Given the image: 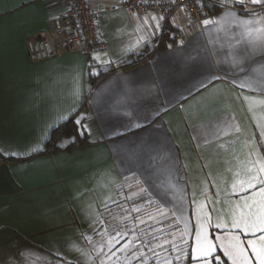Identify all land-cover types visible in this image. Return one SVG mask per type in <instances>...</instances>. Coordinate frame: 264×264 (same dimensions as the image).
I'll return each instance as SVG.
<instances>
[{"label": "crops", "instance_id": "1", "mask_svg": "<svg viewBox=\"0 0 264 264\" xmlns=\"http://www.w3.org/2000/svg\"><path fill=\"white\" fill-rule=\"evenodd\" d=\"M121 1L87 0L91 7L115 6L100 16V36L105 42L103 51L114 61L108 69L112 72L92 87L91 79L97 76L89 73L97 65L92 60L87 65L80 52L40 62H32L27 57L25 40L43 30L48 20L65 9L61 0H0V264H57L58 261L60 264L69 261L83 264L85 257L72 250L71 245L90 248L81 233L99 239L91 231L86 210L88 203L100 202L102 192L121 205L127 196L138 193L143 186L148 191L133 196L138 198L141 207L148 206V199L162 201L166 211L173 204H182L185 217L194 224L192 194L205 180V174H211L207 187L209 195L215 199L217 189L213 177H218L229 164L234 165V157H243L244 141L250 133L259 136L242 98L252 93L232 83L231 70L223 80L211 82L187 70L194 63L202 62L206 56L204 49L209 45L207 37L188 23L186 12L180 8L166 16V21L162 22L163 31L147 46L151 49L168 29L170 38L175 36L173 48L155 50L146 61L123 68L129 55L145 47L126 53L127 45L134 40L132 33L137 21L132 13L119 6ZM206 3L214 8L209 14L222 13L218 0H205ZM236 10L241 11L239 7ZM180 40L184 41L183 46ZM213 68L217 75L223 76L221 69H228V66L214 63ZM200 80L207 86L201 87ZM148 89L153 90L152 94ZM73 107L76 109L72 113L74 118L77 113L91 117L87 122L92 125L94 142L90 137L80 147L72 144L62 147L61 141L69 137L61 136L56 140L57 149L45 153L49 139L42 137L48 127ZM157 110L159 115L153 118ZM125 111L132 112L133 116L147 115L151 122L145 129L125 131L124 126L130 120L123 114ZM259 111L261 109H257ZM229 115L240 125L241 133L208 143L194 139L204 122ZM113 128L125 131V135L109 138ZM145 131L171 147L177 161L173 182L184 189L182 202L171 192L165 195L142 182L137 185L139 173L133 176L128 170L130 167L135 170L136 166L127 162L121 165L113 157L114 142L128 144ZM105 132L109 136L102 135ZM38 142L44 150L32 156L3 154L24 152ZM221 144L225 147H220ZM238 198V195L232 196L233 200ZM111 207L113 211L117 208ZM151 211L155 213V205ZM167 216L171 217V213ZM173 219L174 222L167 226L179 235L183 225ZM154 223L150 220L147 225ZM214 234L222 233L214 230ZM127 239L131 237L122 243ZM193 239L189 237V242ZM36 257L42 259L37 261ZM222 259L227 262L226 257ZM150 261L156 264L155 259Z\"/></svg>", "mask_w": 264, "mask_h": 264}, {"label": "snow or ice", "instance_id": "2", "mask_svg": "<svg viewBox=\"0 0 264 264\" xmlns=\"http://www.w3.org/2000/svg\"><path fill=\"white\" fill-rule=\"evenodd\" d=\"M153 2L160 4V0ZM196 2L201 4V0ZM143 3L147 5L149 0H143ZM171 3L175 4L176 0H171ZM218 3L223 11L216 16L205 15L204 18L193 21L191 13H187L188 23L196 26L200 35L207 37L209 45L204 49L206 56L202 62L194 63L187 70L204 76L209 82L223 80L231 70L232 83L252 93L242 95V98L247 104L248 112L252 114L259 136L250 133L244 141L246 152L243 157H234V165L229 164L218 177H213L217 189L214 193L215 199L209 195L207 187L208 176L211 174H205V180L192 194V203L195 205L194 224L185 217L182 204H173L172 208L166 211V205L162 201L148 199L149 209L155 205L153 214L151 210H145L135 203L130 209L123 208L111 195L102 192L100 202L88 203L86 210L91 231L99 236V239L94 240L92 235L81 233L82 239L87 241L90 248L81 249L75 244L71 245L72 250L85 257L83 264H132L133 261L137 264H148L149 257L145 249L152 254L156 264H264V0H218ZM201 7L209 6L201 4ZM237 7L241 11H237ZM180 11L186 12L187 5H181ZM132 15L137 22L132 33L134 40L127 45L126 53L147 47L152 38L163 31L162 22L167 19L165 15L154 11H146L143 16L136 12ZM172 39L175 42V36ZM179 44L183 46L184 41L180 40ZM168 48L172 49L173 44H168ZM91 60L97 65L89 73L91 76H100L114 63L108 52L103 50L94 52ZM214 63L228 66V69H221L223 76L216 74ZM199 83L201 87L207 86L204 80ZM152 91L147 90L149 94H152ZM257 109L261 111L258 113ZM75 111L73 107L67 115L59 117L56 123L48 127L42 139H50L53 130L58 129L63 121H68ZM123 114L130 117L129 123L124 126L128 132L145 129L146 124L151 122L147 115L133 116L129 111ZM158 115L157 110L153 113V118ZM90 120L91 117L86 113H77L74 118V135L62 140L61 146L74 144L80 137H92L94 142L92 125L87 122ZM125 131L113 128L109 138L124 136ZM197 131L199 135L194 139H203L208 143L212 139L219 140L222 136L238 134L243 130L235 122V118L229 115L204 122ZM102 135L109 136V133ZM220 147L225 145L221 144ZM43 150L38 142L24 152L8 151L3 154L32 156L33 153ZM112 151L113 157L121 165L127 162L136 166L135 170L131 167L128 170L133 176L139 173L137 185L142 182L143 185L163 191L165 195L171 192L176 200L183 201L184 189L173 182L177 161L171 147L164 140L145 131L137 140L128 144L114 142ZM147 191L148 188L140 186L138 193H132L126 199L132 200L133 196ZM242 193L249 194L240 195ZM233 195H238L239 198L233 200ZM112 205L120 208V214L113 212ZM132 213L136 215L133 216ZM169 213L177 224L183 225L178 236L174 230L164 234L161 239V236L153 233H163V229L153 228L148 232L140 227L146 225L149 220L156 221L158 216H167ZM108 217L115 223L109 224ZM128 220L133 221L131 227L126 223ZM214 230L222 234H214ZM129 236L131 239L122 243ZM189 237L194 239L189 242ZM162 252L166 255H162ZM218 252L227 258V262ZM56 255L60 256V253L57 252ZM40 259L42 258L36 257L37 261ZM57 264H60V261Z\"/></svg>", "mask_w": 264, "mask_h": 264}, {"label": "built area", "instance_id": "3", "mask_svg": "<svg viewBox=\"0 0 264 264\" xmlns=\"http://www.w3.org/2000/svg\"><path fill=\"white\" fill-rule=\"evenodd\" d=\"M64 10L56 17L46 22L40 32L28 36L25 40L27 57L32 62H40L61 57L65 54L80 52L84 55L87 65L91 63L94 52L105 49V42L100 36V16L103 12L115 9V6L98 4L91 7L87 0H61ZM205 4V0H201ZM196 0H160L157 5L149 0L146 5L143 0H122L120 7L129 13L138 14L154 11L165 16L171 15L181 5H187V13H191L193 21L211 17L205 7ZM99 22V23H97Z\"/></svg>", "mask_w": 264, "mask_h": 264}, {"label": "trees", "instance_id": "4", "mask_svg": "<svg viewBox=\"0 0 264 264\" xmlns=\"http://www.w3.org/2000/svg\"><path fill=\"white\" fill-rule=\"evenodd\" d=\"M169 35H170V32L167 29V31H165L161 35V37H159V39L157 40V43L155 44L154 47H152L151 49L145 47L144 49H142L141 52H139L137 54L129 55L128 56V63L125 64L123 66V68L134 67V66L146 61L153 51L166 49L168 47V44L173 43L172 39L170 38ZM110 72H112V70H109L107 72H103V73H101L100 76H97L96 78H92L91 79V86L93 87L100 79H102L104 76H106ZM85 104L86 103L84 102V106H85ZM74 128H75L74 116L69 118L68 121L62 122L60 124V127L58 129H55L52 132L50 139L47 141L45 153L54 152L57 149L56 148L57 138H59L61 136L70 137L71 135H74ZM86 143L87 142H86L85 138H83L82 140L80 138H78L77 141L72 145L80 147L81 145H85Z\"/></svg>", "mask_w": 264, "mask_h": 264}, {"label": "rangeland", "instance_id": "5", "mask_svg": "<svg viewBox=\"0 0 264 264\" xmlns=\"http://www.w3.org/2000/svg\"><path fill=\"white\" fill-rule=\"evenodd\" d=\"M135 203V205L136 206H141L140 205V201L138 200V198L137 197H133L132 198V200H127V199H125L122 203H121V206L123 207V208H126V209H130L132 206H133V204ZM143 209H145V210H149V206H143L142 207ZM115 211H113L114 213H117V214H120V212H121V210H120V208H115L114 209ZM151 210V209H150ZM123 215V214H122ZM132 215L133 216H135L136 214L135 213H132ZM159 218H157V219H160L161 221H159V220H156L155 221V223L154 224H149V225H140V227H143V228H145V230L146 231H148V232H151V230L153 229V228H160V225L162 224L163 225V228L162 229H164L163 230V233H158V234H156V235H158V236H161V239H163L164 238V234H166V233H168V232H170L172 229H171V227L170 226H167V225H171L172 224V222H174V219H173V217L171 216H163V217H160V216H158ZM121 218H122V216H121ZM145 218V217H144ZM147 220V219H146ZM150 221V220H149ZM108 223L109 224H114L115 223V221H113L112 219H111V217L108 219ZM126 223L128 224V226L130 227V226H132V223H133V221H131V220H128V221H126ZM162 227V226H161ZM161 229V228H160ZM154 235H155V233H153ZM178 236V235H177ZM129 237H131V236H129ZM147 238V237H146ZM166 247H167V245H166ZM145 251L147 252V250L145 249ZM158 251H161L160 249H158ZM148 254H150V256L148 255ZM162 255H166V253H161ZM147 255H148V257H149V262H148V264H153L152 263V261H150V260H153L154 258L152 257V254L151 253H148L147 252ZM132 264H137V262L136 261H133L132 262Z\"/></svg>", "mask_w": 264, "mask_h": 264}, {"label": "water", "instance_id": "6", "mask_svg": "<svg viewBox=\"0 0 264 264\" xmlns=\"http://www.w3.org/2000/svg\"><path fill=\"white\" fill-rule=\"evenodd\" d=\"M206 5L209 6V7H205L207 9V11L212 12L213 10H211V9H213V6L211 4H208V3H206Z\"/></svg>", "mask_w": 264, "mask_h": 264}]
</instances>
